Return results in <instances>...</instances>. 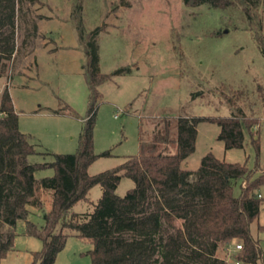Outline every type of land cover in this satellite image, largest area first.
I'll use <instances>...</instances> for the list:
<instances>
[{
    "label": "rangeland",
    "instance_id": "obj_1",
    "mask_svg": "<svg viewBox=\"0 0 264 264\" xmlns=\"http://www.w3.org/2000/svg\"><path fill=\"white\" fill-rule=\"evenodd\" d=\"M97 28V67L113 76L99 88L94 151L112 150L113 155L92 163L90 175L137 154L140 129L149 140L156 125L180 116L218 118L239 112L258 119L253 130H259L264 167V58L256 42V36L264 37V0L240 1L226 9L188 5L185 0H18L15 51L0 77V98L8 88L20 131L30 135L42 153L30 156V163L51 162V154L78 149L89 98L84 44ZM197 129L196 150L184 168L196 171L202 158L212 153L253 169L256 152L247 131L243 149H226L218 139V124L202 121ZM52 175L51 169L36 172L38 179ZM134 186L123 177L116 193L125 196ZM234 192L239 195L240 187ZM102 193L100 185L94 186L89 201L77 203L72 212H92ZM261 194L264 198V186ZM37 200L42 209L33 204ZM31 203L27 219L44 226L51 192L38 187ZM259 225H264V200L251 224L252 236L264 239ZM0 231L9 232L1 216ZM237 244L219 247L214 258L233 263L240 250ZM93 246L90 239L70 236L54 264H92L88 252ZM41 248L39 239L26 234V220H18L14 247L2 264H29L31 252ZM181 254L195 264L190 249Z\"/></svg>",
    "mask_w": 264,
    "mask_h": 264
},
{
    "label": "trees",
    "instance_id": "obj_2",
    "mask_svg": "<svg viewBox=\"0 0 264 264\" xmlns=\"http://www.w3.org/2000/svg\"><path fill=\"white\" fill-rule=\"evenodd\" d=\"M240 1L249 0L185 3L226 9ZM17 5L18 0H0V77L15 51ZM250 9L245 8L247 15ZM99 31L97 28L91 32L84 44L88 111L75 153H49L53 161L30 163V156L42 153L32 137L20 131L9 89L1 94L0 216L9 232L4 235L0 231V264L14 247L15 226L21 219L26 220V234L42 242L40 251L31 252L29 264H54L70 236L92 240L94 246L88 252L92 264H189L181 256L185 248L190 249L189 259L195 264H264V239L251 234V224L259 217L264 200L260 136L258 129L253 130L259 125L258 119L241 112L218 118L180 116L156 125L149 140H144L140 129L138 153L126 156L122 164L95 175L88 173L98 158L113 155L112 150L100 154L94 151L97 109L102 100L99 88L113 76L101 73L97 67L95 39ZM256 42L264 58V37L256 36ZM202 121L218 124V139L226 149H243L247 131L256 152L253 169L246 162L229 163L212 153L202 158L196 171L184 168L196 150L197 126ZM47 169L53 170L52 176L36 178V172ZM123 177L135 186L119 196L116 191ZM96 185L103 193L94 210L72 212L77 203L89 201L88 194ZM236 186L240 187L239 195L234 192ZM38 187L52 194V207L44 214L42 227L27 219L28 205ZM33 204L42 209V202ZM258 231L264 233V225H259ZM234 242L241 249L233 263L214 258L219 247Z\"/></svg>",
    "mask_w": 264,
    "mask_h": 264
},
{
    "label": "built area",
    "instance_id": "obj_3",
    "mask_svg": "<svg viewBox=\"0 0 264 264\" xmlns=\"http://www.w3.org/2000/svg\"><path fill=\"white\" fill-rule=\"evenodd\" d=\"M116 117H117V116H116ZM237 247H238L239 249H241V245H238Z\"/></svg>",
    "mask_w": 264,
    "mask_h": 264
}]
</instances>
